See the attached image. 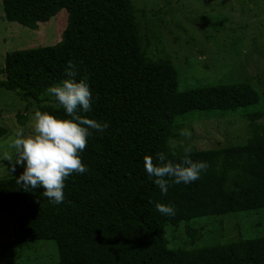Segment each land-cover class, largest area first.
Segmentation results:
<instances>
[{"label": "trees", "instance_id": "obj_1", "mask_svg": "<svg viewBox=\"0 0 264 264\" xmlns=\"http://www.w3.org/2000/svg\"><path fill=\"white\" fill-rule=\"evenodd\" d=\"M1 3L8 23L30 29L58 18L61 40L5 53L0 90L67 118L55 99L47 104V89L68 79L72 61L75 79L88 77L94 97L92 111L81 115L110 124L103 133L90 130L81 154L88 170L70 175L65 202L53 205L43 188L21 190L16 179L23 167L3 159L14 153L10 142L26 126L29 111L0 108V215H18L17 243L54 242L58 264H264V237L197 249L196 234H190L193 247L186 249L171 247L166 236L169 226L199 218L264 211V125L257 124L264 113L249 116L254 136L246 144L192 151L191 159L206 161L208 168L191 184L169 181L162 195L144 167L145 156L156 164L160 152L174 163L184 158L170 147L178 117L258 105L261 95L251 84L181 91L173 60L151 58L144 48L133 0ZM156 203L174 205L175 215L160 214Z\"/></svg>", "mask_w": 264, "mask_h": 264}, {"label": "rangeland", "instance_id": "obj_2", "mask_svg": "<svg viewBox=\"0 0 264 264\" xmlns=\"http://www.w3.org/2000/svg\"><path fill=\"white\" fill-rule=\"evenodd\" d=\"M133 1L140 10L144 48L151 58L173 60L181 91L249 83L261 95L256 106L178 117L171 151L184 153L182 145H190L194 151L246 144L254 136L249 116L264 113V0ZM60 40L58 18L37 29L8 23L0 0V69L7 52L56 46ZM47 101L53 104L54 97L48 95ZM8 107L29 111L23 129L32 134L37 103L22 100L19 93L0 90V108ZM257 124L264 125V119ZM183 128L191 131L190 139L180 135ZM18 222V215H0V264H58L59 249L54 242L17 243ZM190 234H196L197 249L264 237V211L199 218L179 228L169 226L166 236L171 247L192 249Z\"/></svg>", "mask_w": 264, "mask_h": 264}, {"label": "clouds", "instance_id": "obj_3", "mask_svg": "<svg viewBox=\"0 0 264 264\" xmlns=\"http://www.w3.org/2000/svg\"><path fill=\"white\" fill-rule=\"evenodd\" d=\"M76 64L68 62L65 75L68 79L47 89V93L64 110L67 118H59L47 112L35 111L32 122V134L25 135L23 128H18L10 142L13 154L4 153L3 159L15 161L23 167L22 174L16 179L23 191L43 188V195L53 205L65 202V181L73 173L84 174L87 166L82 163L81 154L86 148L90 130L105 132L110 124L85 118L81 113L92 111L93 93L88 77H76ZM185 139L191 138L188 128L180 130ZM185 153L179 163L169 160L165 153L156 154L157 163L150 156L144 157V167L149 178L158 186L162 195L168 192L169 181L175 184H191L200 179L201 173L208 168L206 161H193L190 157L192 147L182 145ZM13 156L15 157L13 159ZM15 171V167L12 169ZM155 209L162 215L174 216V205L156 203Z\"/></svg>", "mask_w": 264, "mask_h": 264}]
</instances>
